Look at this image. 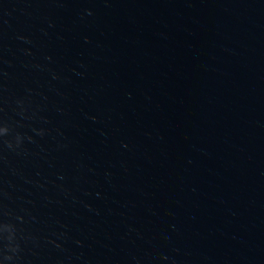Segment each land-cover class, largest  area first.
I'll return each instance as SVG.
<instances>
[{
	"label": "water",
	"instance_id": "obj_1",
	"mask_svg": "<svg viewBox=\"0 0 264 264\" xmlns=\"http://www.w3.org/2000/svg\"><path fill=\"white\" fill-rule=\"evenodd\" d=\"M0 264H264V0H0Z\"/></svg>",
	"mask_w": 264,
	"mask_h": 264
}]
</instances>
